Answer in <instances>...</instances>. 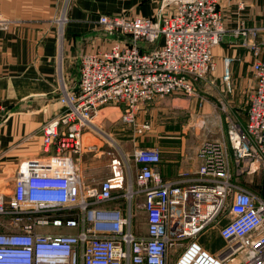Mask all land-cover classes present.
<instances>
[{
  "label": "built area",
  "instance_id": "obj_1",
  "mask_svg": "<svg viewBox=\"0 0 264 264\" xmlns=\"http://www.w3.org/2000/svg\"><path fill=\"white\" fill-rule=\"evenodd\" d=\"M8 24L0 16V29ZM97 26L132 45L107 40L79 56L74 90L60 80L61 111L41 127V153L19 162L12 188L0 191V264H264V201L230 172L232 160L238 174L250 161L264 167V61L251 64L247 121L231 154L223 141L204 140L197 170L163 181L158 147L126 153L106 129L122 123L147 133L139 111L169 97L201 106L196 84L215 72L212 49L226 33L218 0H162L154 17L104 15ZM242 45L258 56L255 42ZM84 155L106 159L89 169L104 178L84 179ZM215 227L224 248L210 253L199 237Z\"/></svg>",
  "mask_w": 264,
  "mask_h": 264
},
{
  "label": "crops",
  "instance_id": "obj_2",
  "mask_svg": "<svg viewBox=\"0 0 264 264\" xmlns=\"http://www.w3.org/2000/svg\"><path fill=\"white\" fill-rule=\"evenodd\" d=\"M161 3L162 0H0V16L9 23L6 30L0 29V187L7 186L4 188L9 191L19 162L41 153V127L61 111L60 80L68 90H74L80 77L79 56L107 45V40L96 34L98 18H150L158 13ZM218 7L224 15L226 33L223 42L212 49L216 70L210 81L196 84L201 106L198 98L169 97L139 111L141 121H147V115L153 117L157 111L172 114L173 120L153 122L149 136L155 137L154 141L147 142V134L142 137L144 148H159L158 169L164 181L197 170V151L204 140L223 141L231 154L238 131L246 125L249 92L254 87L251 64L254 60L264 61V0H218ZM238 29L258 31L254 38L245 39L234 33ZM60 31L63 34L59 49ZM243 42H255L260 47L256 58ZM179 114L182 119L177 123L174 116ZM126 127L117 123L108 127L106 134L129 153L137 146L124 143ZM175 127L182 129L185 136L176 138L170 136L171 132H163ZM187 130L193 131L191 136L196 140L188 139ZM96 143L103 146L100 140Z\"/></svg>",
  "mask_w": 264,
  "mask_h": 264
},
{
  "label": "rangeland",
  "instance_id": "obj_3",
  "mask_svg": "<svg viewBox=\"0 0 264 264\" xmlns=\"http://www.w3.org/2000/svg\"><path fill=\"white\" fill-rule=\"evenodd\" d=\"M206 80L209 82L210 81V76H208V78ZM196 93H198V92L196 91ZM208 93H210V92H208ZM212 93H225V92L213 91ZM151 104H153V103H151ZM149 105L144 106L145 107L144 110L146 108H149ZM136 117H137V123H138L139 120L141 122L142 116L139 117V113H138V115ZM167 118H169L170 120H173L172 114L170 112L163 113V112L157 111L155 116L151 117L150 114H149L146 117V119L150 123V125H152L153 122H154V124L165 122ZM181 119H182V115H180V114L174 116V120L177 123ZM126 126H127L125 128L126 139H125V142H124L126 145L130 146L133 143H136L137 147L144 148V146H142V139H143L142 137H145V134L148 135L146 137V141L147 142L154 141V139H155V137H150L149 136V135H151L150 133H152V130L148 131L145 134H142V133H138L135 130L136 128H133V125L127 124ZM241 129H244V128L241 127ZM163 132L164 133L171 132V133H169V134H171L170 136H173V137H176V138H179L181 136H185L183 134L182 129H176V127H175V129H173L171 131L164 130ZM185 132L188 133V139L196 140L195 136H191L192 135L191 133L193 132L192 130H187ZM91 142H93V141H91ZM143 143H145V142H143ZM145 147H149V146H145ZM134 148H136V147H134ZM160 155H161V152H160ZM167 155L169 156L170 152H167ZM105 163H106V159L103 158L102 156H100L99 159H97V160L94 159V161H91V157L89 155H84L80 159L79 168L82 171V174H83V177H84L85 180H87V181H90V180H93V179L98 180V179L104 178L105 175H106V172L105 171H100L98 173V175H94L93 176L90 173L89 169L92 166H95V165L99 166V165H102V164H105ZM247 164H248V166H247V169L244 171V173L243 174H238V172H237L238 168L235 166L236 164L232 160L231 167H230V172L232 174V177L242 188L252 192L258 198H260L261 200L264 201V167H259L258 164L256 162H254V161H252V162L250 161ZM241 166H242V164H240V167ZM170 181H173V180H170ZM4 187H7V186H4ZM4 187L1 186L0 187V191L8 192L6 190V188H4ZM137 199H138V202L141 201L140 198H137ZM138 221L140 223L142 222L141 223L142 226H140V223H139V226L136 227V224H135L136 232L137 233H142V235H144L145 234V215H144L143 210H142V212H141V210L138 211ZM217 230H218V227H215V229L214 228L210 229L207 233H205V234H203V235H201L199 237V243L202 244L203 246H205V248L210 253H216L218 250H220V249L223 250V248H224V244H223L222 240H219L217 238V236H216Z\"/></svg>",
  "mask_w": 264,
  "mask_h": 264
},
{
  "label": "water",
  "instance_id": "obj_4",
  "mask_svg": "<svg viewBox=\"0 0 264 264\" xmlns=\"http://www.w3.org/2000/svg\"><path fill=\"white\" fill-rule=\"evenodd\" d=\"M97 36L105 39V40H109V41H120V42H123V43H126V44H130L132 45V41L123 37V36H120V35H117L115 33H112V32H106V31H103V30H99L97 33Z\"/></svg>",
  "mask_w": 264,
  "mask_h": 264
},
{
  "label": "bare ground",
  "instance_id": "obj_5",
  "mask_svg": "<svg viewBox=\"0 0 264 264\" xmlns=\"http://www.w3.org/2000/svg\"><path fill=\"white\" fill-rule=\"evenodd\" d=\"M63 19H64V18L61 19V22H60L61 24L63 23Z\"/></svg>",
  "mask_w": 264,
  "mask_h": 264
}]
</instances>
